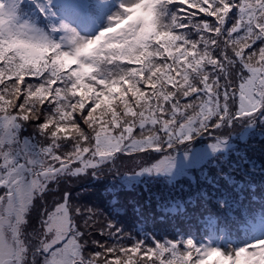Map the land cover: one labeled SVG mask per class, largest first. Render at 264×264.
I'll use <instances>...</instances> for the list:
<instances>
[{"label": "snow or ice", "instance_id": "obj_1", "mask_svg": "<svg viewBox=\"0 0 264 264\" xmlns=\"http://www.w3.org/2000/svg\"><path fill=\"white\" fill-rule=\"evenodd\" d=\"M0 264H264V0H0Z\"/></svg>", "mask_w": 264, "mask_h": 264}, {"label": "trees", "instance_id": "obj_2", "mask_svg": "<svg viewBox=\"0 0 264 264\" xmlns=\"http://www.w3.org/2000/svg\"><path fill=\"white\" fill-rule=\"evenodd\" d=\"M129 227H131V222H129Z\"/></svg>", "mask_w": 264, "mask_h": 264}]
</instances>
